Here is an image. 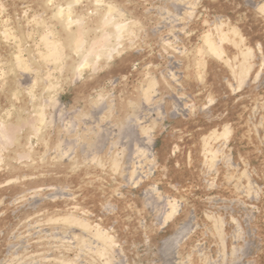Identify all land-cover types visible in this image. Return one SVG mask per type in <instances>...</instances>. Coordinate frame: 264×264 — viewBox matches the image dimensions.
Listing matches in <instances>:
<instances>
[{
  "label": "rangeland",
  "instance_id": "rangeland-1",
  "mask_svg": "<svg viewBox=\"0 0 264 264\" xmlns=\"http://www.w3.org/2000/svg\"><path fill=\"white\" fill-rule=\"evenodd\" d=\"M32 1L0 0V104H6L9 99L14 101L19 97L18 107L21 108L16 121L4 132L6 135L15 136L22 130L16 149L9 153L11 166L6 172L8 180H13L5 182L7 184L0 182V204L1 191L9 188L12 192L15 187H21L18 185L20 182L19 184L29 186L32 189L30 193L36 197L32 194L28 196L24 191L19 195V201L26 196L29 201H34L35 198L39 201V197L51 195L56 191L68 193L79 208L77 219L82 220V212H89L91 204H84L91 197L96 198V203L90 210L94 211L100 206L114 207L113 212L104 218L102 224L91 220L97 219L96 214L91 211L88 213V218L91 216L89 222L84 221L79 226L81 231L86 230L88 234L81 236L80 230L73 234L76 237L72 240L73 248L68 253L73 259L78 258L79 249L101 230L97 228L113 224L114 229L110 233L113 234L111 244L116 241L126 243L123 244L124 253L116 247H111L110 264H264V76L258 77L260 69L256 68L253 62L256 56L260 61L264 53H255L252 58L250 69H254L251 70V75L244 79L241 93L231 96L223 103V109L216 110L220 113L223 111L222 117L225 112L229 114L228 110L232 105L238 104L237 109L240 112L235 118L242 119L240 122L236 121L238 131L227 139L229 143L221 140L218 145L211 147L208 156H205L210 159L208 166L202 167L206 162L201 157H196L191 161L192 167L187 170L188 163L185 159L176 163L175 160H169L166 153L162 155V160L155 169V161L148 148L152 145L153 149L158 145L157 140L160 137L169 134L167 126L170 124L165 118L175 115L174 112L183 115L188 107L185 105L189 95L206 79H210L212 84L211 89L207 88L206 94L217 96L226 89L220 80L212 78L215 63L209 62V58H212L210 54L202 56L198 50L204 37L214 31V15L201 11L196 19L193 39L187 44H177L176 50L166 55L162 49L153 51V46L158 42L157 38L167 39L169 35L182 33L183 29L179 26L181 21L175 20L173 13L180 14L184 10V13L189 12L188 14L197 13L201 8L198 6L200 0H110L114 3L113 7L125 1H129V5L133 7L137 5L128 15L127 21L131 25L122 35L116 52L127 50L126 55L134 56L145 52L142 51L145 48L153 53L146 59L131 62V72L138 70L140 75L133 77L130 73L126 78V86L122 82L114 81L113 70L116 69L112 68L113 66L108 68V62L98 63V74L107 67L112 76L103 79L97 91L92 93L93 96L80 105L75 103L77 94L73 90L76 86L72 85V82L80 76H86L89 71L87 62L90 59L85 57L84 51L77 58L71 57V52L67 53V58L73 59L68 62L65 70H61L62 76L56 80L60 88L49 91L47 95H41L46 90L43 82L54 76L55 79L59 77L56 62L61 54L57 56V52L52 48L61 39L62 33L70 29V21L61 20L62 16L66 17L61 9L63 0H41L42 5L38 6ZM173 4L178 5V10H173ZM257 4L256 8L250 10L246 18L237 24V32L238 29H244V32L264 35V14L259 19L262 23L253 25V18L259 13ZM226 12L230 13L231 10ZM41 20L44 22L40 24ZM137 22L141 24L137 26ZM6 26L12 29V35L5 34ZM231 28L230 26L223 35L224 39H228L230 53L222 63V71H225L222 78L227 77L226 71L236 60L242 46L240 38L231 41ZM74 30L78 32L79 28L75 27ZM47 35L50 36L49 39ZM100 36L102 37L101 32L87 45L99 44L102 40ZM77 37H74L73 43L77 41ZM213 40L218 39L213 37ZM104 57L102 56V59ZM81 60L85 64L81 67L79 76L76 67ZM148 66L151 67L147 68ZM183 67L186 71L181 76L178 73ZM162 74L171 77L169 85L159 89L156 80ZM255 77L258 78L254 79ZM174 79H178V82H174ZM249 80L253 81L252 85L245 88L244 85ZM122 86L124 88L120 89ZM27 95L32 96V99H28L29 103ZM100 98L104 103L99 107L97 104L101 101ZM206 100L190 108V112L196 113L197 109H203L202 104H206ZM35 101L42 107L36 113L34 108L38 105ZM37 113H43L45 119L37 121V125L30 129L24 127L29 119L34 120L33 117L37 116ZM120 133L125 135L121 137ZM2 140L3 134L0 133L1 150L4 148ZM99 150L102 153L98 154ZM220 150H224L222 158L215 157ZM99 159L101 162L95 165ZM0 160V164L3 163V159ZM110 163L113 169L104 170ZM88 168L93 170V173ZM73 173L85 174L87 179L79 184ZM176 183L180 185L176 186ZM12 186L15 187L11 188ZM26 188L28 187L24 189ZM90 188L92 194L89 192L88 195L86 191ZM177 197H180L177 205L183 204V209L177 211L173 218L165 217V222L154 221L159 214L167 213V205L165 206L164 202L169 204ZM253 197V200H249ZM10 203V212L15 206L22 204L15 205V201ZM42 204L43 208L46 206V212L33 224L41 227L50 222L51 226L47 233L41 235L47 237V242L45 240L39 244L40 249L32 250L34 254L44 251L45 247L48 248L52 235L58 233L57 240L62 244L70 235V228L57 229L54 223L62 217L60 210L53 211L59 206V202L51 204L48 201ZM29 214L22 210L20 217L9 223L7 221L10 215L9 219L0 220V232H3L0 262L3 261V253L9 244V234L17 229V233H21L20 237L24 236V222ZM223 220H228L227 225H222ZM183 223L187 224V237L178 243L174 242L175 245L169 246L167 243L165 247L168 250L163 249L160 245L164 243L163 240L171 236ZM205 232H208V236H204ZM129 240L135 242L133 247L129 246ZM21 253L16 264H25L31 252Z\"/></svg>",
  "mask_w": 264,
  "mask_h": 264
},
{
  "label": "bare ground",
  "instance_id": "bare-ground-1",
  "mask_svg": "<svg viewBox=\"0 0 264 264\" xmlns=\"http://www.w3.org/2000/svg\"><path fill=\"white\" fill-rule=\"evenodd\" d=\"M259 1L262 3L257 4L256 2H259ZM263 1L262 0H200L199 2L198 0H196V2H199L198 6L201 7L199 9L200 10L199 12L188 14L189 12L184 13L185 11L184 10L180 14L175 15L176 12L173 13L175 20L181 21L179 22L180 23L179 26H181L183 29L182 33H179L178 35H169V38L167 39L157 38L158 42L156 45L153 46L154 47L152 48L153 51H155V49L157 50L162 49L164 53L168 55V54L173 53L176 50L175 47L177 46V44L182 45V44L189 43L193 39V35L196 32L195 26H196V19H198V14L201 11L212 13L214 15L213 17V22H214L213 30L214 31L212 32V34L208 35L206 38L204 37V39L200 42V46L198 50L202 56L210 54L212 58H209V62L212 61L213 64L215 63L214 64L215 66H213L214 70H213L212 78L213 79L217 78L218 81L220 80V82L224 84L223 88H226V89L224 90L222 88L224 91L217 96L212 95V94L208 95L206 94V90L208 87L210 88V85L212 86V84H210L211 82L210 79H206L196 88V91L193 94L189 95V98L187 99L186 105H185L188 107L186 108L183 115L181 113H177L173 111L175 115L173 116L169 115L168 117L165 118V120H167V122L170 124L167 126L169 130V134L165 137H160L157 140V142L159 141L158 145L155 144L157 147L155 146L153 147V149H151L152 148V145H151V148H148L151 151V156L153 160L155 161V169L158 167L160 160H162L161 159L162 155L166 153H168V159L175 160L176 163L183 162V159H185L188 163L187 170H189L192 167L191 161L196 157H201L202 160L206 162L205 164L202 165V167H206L208 166L210 159H208L209 157H205V156H208L207 153L211 151V147H214V145H218L219 141L221 140H224L227 143H229V140L227 139H229L230 136H232L238 131V127L235 126V123L236 121L240 122L242 119V117L235 118V116L239 114L240 112L239 109H237V107H239L238 104L232 105L234 107L232 106L231 108L229 107L230 108V109L228 108L229 114H226L225 112L222 117L221 115L223 111L220 113V112H216V110L223 109V103L229 100L231 96L241 93L242 84H243L244 79L246 77H249L252 72L251 70L254 69V67L250 69L251 68L250 62L252 58L254 57L255 53L259 52L262 55L264 53V35H260L258 33L256 34L253 32H248V31L244 32V29L242 30L238 29V32L236 30L237 24L241 23L243 21V18H246L250 10H253L256 8V4H257V8L259 7L258 8L259 13L256 14V16H254L253 25L258 26L260 22L259 19H261L264 14L262 13V11H260L262 8H264ZM32 3H34V5H37V6L42 5L41 0H33ZM113 4L110 0H103L102 5L100 6L97 5V0H79V2H77V0H63L62 1L61 9L62 11H64V14H66L67 18L65 16H62L64 18L61 17V20L68 19L70 21L69 22L70 29L62 33L61 39H59L57 44L55 43V45L52 48L53 50L57 52L58 54L57 56H60L61 54V57L58 58V62H56L57 66L59 67V69L57 68L56 70L57 72H60V74L58 78L56 77V79L54 76L53 78L47 79L45 80V82H43L46 86V90H44L43 94L41 95H47L49 94V91H54L55 89L60 88V85L56 84L57 83L56 80H58L60 76H62L61 70L62 71L65 70L67 68L66 65L68 64V62H70L74 57L76 58L77 56L80 57L83 51L86 52L85 57L90 59L89 62H87L89 71L86 73V76H83V77L80 76L82 72L81 67H83V64H85L81 60L82 62L76 67L80 78L72 82V85L76 86L73 92L77 94V97L74 99L75 103L77 102V104L83 105V102L85 101L87 102V100L90 99V96L92 95V93L97 91L96 89L100 87L99 84L102 82V80L112 76L111 71H108L107 67L110 68L111 66H113L112 68L116 69V70H113L111 68V70H113V72L115 73L114 74L115 76H113L115 77L114 81L118 83L122 82L124 83V86L127 85L126 78L127 76H129L130 73L132 74L133 77H135V75H138V76L140 75L138 70L133 73L131 72V68H130L131 62L135 60L141 61L142 59H146L150 53H153L152 50H149V49L145 50L144 48L142 51H145V52H142L141 54H137L134 56L126 55L125 52H127V50L116 52L117 50L116 47L120 44L122 35H124L127 32L128 28H130V25H131L127 21L128 15L131 14L130 12L135 10V8H137V5L133 7L129 5V1L122 2V4H119V5H115V7H113L114 6ZM34 5L32 4L31 6L33 7ZM175 5L177 4H173L172 6L174 11L175 9L178 10V5L177 6ZM191 5H194V3H191ZM189 8L190 7H188V9ZM227 10H231L232 13L230 12L231 13L230 14L226 12ZM59 20H57V22H60ZM43 22L44 20H41L39 23L41 24ZM261 23L262 22H260V24ZM135 24L138 26L141 23L137 22ZM230 26L232 27L231 30H233L231 41L234 42V40L240 38L242 41L241 43L242 46L240 47V52L238 56L236 57V60L231 64L230 68L226 71L227 77L225 76L224 78H222L225 72V71H222V63L226 60V58L228 57L230 53L228 51L229 49V44L227 42L228 39H224L223 35L224 33H226L227 29ZM75 27L79 28L78 32L74 30ZM10 31L12 32V29L10 28V26H6V30L4 31L5 34L12 35ZM100 32L102 35V37L100 36V38L102 39V40L100 39L101 42H99V44L97 45L91 44L90 46H88L87 45L88 42L94 37L98 36ZM76 35L77 36L79 35V36L77 37ZM74 37H77V41L75 43H73ZM213 37H216V39L218 40H213ZM49 38L50 36L47 35V39ZM13 40L15 39L13 38ZM144 42L146 43V41ZM70 52L72 53L71 57L73 58L68 59L67 57ZM102 56H105V57L102 59ZM256 57H254L255 59H253V62L256 64V68L260 69L258 71V77L261 78L262 76H264V55L262 56V59L260 61H258L260 58L257 59ZM256 61L258 62L256 63ZM64 62L66 63L64 64L65 66L63 65ZM106 62H108L107 67H104L101 70L102 73L98 74L99 72L98 65L103 64V63L105 64ZM202 65H204V63ZM150 67L151 66H148L147 68H150ZM185 71H186V68L183 67L182 71H180L178 74L182 76L184 75ZM71 72H72V69H71ZM170 77L171 76L163 75V74L159 76L156 80L157 87L159 89L166 88L170 80ZM258 77H255L254 79ZM63 78L64 80L66 79L65 77ZM175 81L178 82V79H174V82ZM62 82L64 83V81ZM252 82L253 81L249 80L247 83H245L244 85L245 88H249L252 85ZM122 88L124 87L122 86L120 89ZM29 91L32 92V90H29ZM31 92H28V93H31ZM26 93L27 92H25V94ZM27 97H29L27 98V102L29 103L28 99H32V96L27 95ZM19 99H20L19 97L18 99L14 101L9 99L8 103L6 104L2 103V105L0 104V133L1 135L3 134V140L1 144H3V147H4L3 150H1L2 147L0 149V158L3 159V163L1 162L0 164V182H2L3 184L5 182L8 183L13 180V179L8 180V177H7L8 172H6L7 169H9V167L11 166V162L9 159V156H10L9 153H11L12 151L16 149L17 143L19 141L18 138L20 134H22V130L19 131L18 132L19 134L15 136L6 135V132H4L7 127L13 125L17 117L20 115L21 108L18 107ZM204 99H207L206 100L207 103L202 104V107L204 106V108L197 109L196 113H191L190 108L197 106V104L204 102L203 101ZM100 100H101L100 101L101 103L97 101V103L99 102L97 104L99 107L102 106L104 103L103 99L100 98ZM24 103H26V101ZM35 103L38 105L36 106V108H34V111L36 113L37 110L41 109L42 107L40 104H38V102L35 101ZM241 104L242 102H240V105ZM22 110L24 111V109ZM37 114H38L37 116L36 115L34 116L36 117V119L34 117H33L34 120L29 119L27 121V126L26 124H24V127L30 129L33 126L37 125L36 124L37 121H40L41 119L44 118L43 113L41 114L37 113ZM181 119H184V121H182ZM101 128L103 129V127ZM120 134H121L120 135L121 137L122 135H125L123 133H120ZM123 138H125V136ZM148 139L150 140L149 137ZM128 140L130 141V139ZM218 152L219 153H217L215 157L222 158L224 150H220ZM97 153L100 154L102 153V151L99 150L97 151ZM100 162L101 161L99 159L97 163H95V165H98V163ZM88 169L93 173V170H91L90 168ZM103 169L111 171V169H113V165L110 163L108 166H105ZM72 175L76 177L75 180L79 184L83 183L87 179L85 174L79 175L78 173L76 174L73 173ZM32 180H34L33 177H32ZM19 183L20 182H18V185L21 187L17 189L15 186H12L11 188L15 187L14 188L15 190H12V192L9 190V188L1 191L2 204H0V220L2 221L3 219L8 218V216L10 215V219L9 218H8L9 220L7 219L8 220L7 223H9V221H12L15 218L20 217V213L22 212V210L23 212L26 211L30 214L27 215L28 218L24 222L25 229L22 232V234H24L23 237H20L21 233H17V229H15L12 233L9 234L10 237L7 240L9 244L6 245V250L3 253V261L0 262V264H16L17 259L19 258V256L22 255L21 252L26 253V254L31 252L29 259H27L25 264H88V263L90 264H110L109 260L111 256V252H110L111 247H113L114 249L116 247L121 252L124 253L125 246H123V244H125L126 242L116 241V243H114L113 245L111 244L113 234L111 235L110 233L112 229H114L113 224H112V226L105 225L102 228L101 227L97 228L101 230H98L96 232L97 235L95 234V236L91 240H88V242H86V244H84L83 247L79 249L80 253L77 259L76 258L73 259L72 257L68 256L69 251H71V249L73 248L72 246L74 243H72V240L75 239L76 237L75 235H73L74 232L78 230L81 231L82 229L79 226L82 225L84 221L89 222L91 218V216L88 218V213L91 211L93 212V214H96L97 216L96 215L95 216L97 217V219L96 220L91 219V220L96 221V222L99 221L102 224L104 223V218H106L108 214H111V212H113L115 208L100 206V207L95 208L94 211L93 209L90 210L91 206L96 203L95 202L96 198L91 197V199L88 200L84 204V206L91 204V206H89V209H88L89 212L87 211L82 212V216H81L82 220L77 219L76 213L79 210V208L75 206L76 204L75 200H71L72 198L68 195V193L65 194L64 192L56 191V192H53V194L51 195H46V196L44 195L45 197L37 196L40 199V200L38 199L39 201H37L36 198L34 201H29V199H27V196H26V198L24 197L22 200H20L21 201L20 202L18 198L19 195L22 194L24 191H26L29 196L30 194H32L30 193L32 189L29 188V186L22 185ZM177 185L179 186L180 183H176V186ZM64 186L67 187V185H64ZM6 187H9V186H5V188ZM25 187H28V188L24 189ZM90 190L92 189L90 188L88 189V191H86L88 195H89V192L90 194H92V191ZM33 196L36 197L35 195ZM179 198L180 197L175 198L174 202H170L169 204L164 202L165 206L167 205L166 206L167 213L159 214L157 219L155 218L154 221L157 220V223H162L165 220V217H168V218L175 217V215L177 214L176 212L179 210L181 211V209H183V204L177 205ZM8 199H10L9 202H8ZM58 199H64L67 201L60 202L61 200H58ZM253 199L254 197L249 200H253ZM161 200L162 199H160V201ZM11 201L12 202L15 201V205H17V203H22V204L19 206H15V208L12 209V212H10V205H11L10 202ZM48 201H50L51 204H55L56 202H59V206L57 208H54L53 211H55L56 209H58L57 211L60 210L59 212H62V217L60 218V220L54 221V223L57 229H61L63 227H65V229L70 228V231H68L70 235H68L65 238L63 244L61 242H58L57 240L58 233H56L55 235H52L51 239H49L50 244L48 245V248L45 247L44 251L34 254L32 253V250L40 249L41 246L39 244H41L42 242L44 243L45 240L47 242V237H43L41 235L49 231V228L51 226L50 222L44 223L43 226L41 227L34 226L33 222L36 219H39L40 217H42L44 212H46V209H45L46 206L43 208L44 204L42 203L48 202ZM23 215H25V213H23ZM73 218H74V222H72ZM225 218H227V216ZM227 221L228 220H223L222 225L223 226L227 225ZM251 221H254V220L251 219ZM186 225H187L186 223H183L174 233H172L171 236L167 237L166 240H163L164 243L160 244L162 248L167 249V247H165L167 243L169 244V246L170 244L175 245L174 242L177 241L176 243H178L182 239L186 238L187 234H185V231L188 230L186 229L187 228ZM208 232H205L204 236H208ZM86 234H88L87 231L83 230L81 231L80 235L85 236ZM2 237H3V232H0V250L2 248ZM134 243L135 242L133 240H129L128 242V244H130L129 246H132V245L134 246L135 245ZM125 263L126 262H124V264Z\"/></svg>",
  "mask_w": 264,
  "mask_h": 264
},
{
  "label": "snow or ice",
  "instance_id": "snow-or-ice-1",
  "mask_svg": "<svg viewBox=\"0 0 264 264\" xmlns=\"http://www.w3.org/2000/svg\"><path fill=\"white\" fill-rule=\"evenodd\" d=\"M77 2H79V0H77ZM103 0H97V5L100 6L102 5ZM262 12H264V8L261 9Z\"/></svg>",
  "mask_w": 264,
  "mask_h": 264
}]
</instances>
